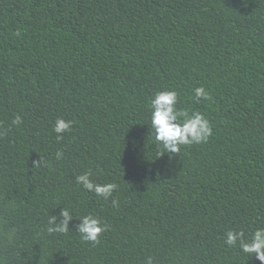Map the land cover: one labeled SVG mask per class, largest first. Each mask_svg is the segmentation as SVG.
<instances>
[{
	"label": "trees",
	"instance_id": "obj_1",
	"mask_svg": "<svg viewBox=\"0 0 264 264\" xmlns=\"http://www.w3.org/2000/svg\"><path fill=\"white\" fill-rule=\"evenodd\" d=\"M163 90L206 142L159 156ZM0 130V264H261L225 239L264 228V0H0ZM85 171L117 185L108 200ZM62 208L69 231L49 233Z\"/></svg>",
	"mask_w": 264,
	"mask_h": 264
},
{
	"label": "clouds",
	"instance_id": "obj_2",
	"mask_svg": "<svg viewBox=\"0 0 264 264\" xmlns=\"http://www.w3.org/2000/svg\"><path fill=\"white\" fill-rule=\"evenodd\" d=\"M197 102L200 98L211 100L212 97L204 87H197L194 89ZM178 102V93L175 90H163L154 93L150 100V125L154 133V139L164 153L174 154L179 152L180 146L199 144L206 142L212 135V128L205 116L198 111L189 112L187 109L180 110L176 107ZM21 118L19 115L12 121L13 125H19ZM71 120L58 118L55 121L53 132L57 134V140L63 139L62 133L68 132L72 126ZM6 130H0V136L5 134ZM62 151H57L55 158L57 160L63 157ZM39 160L36 162L40 163ZM91 172L85 171L76 177L77 184L84 189L94 192L96 196L108 200L116 190L115 183H94L91 179ZM113 206H118V201L113 199ZM62 219L57 221L55 216H50L48 219L49 233L53 232H67L68 222L73 218V214L67 208H62L60 211ZM80 223L76 225V232L79 233L81 239L99 242V236L107 228L99 217L92 214H86L79 219ZM239 241L240 249L244 253L254 254L255 258L264 264V228L255 229L249 239L245 238L243 231H231L226 233L225 243L229 246L236 245ZM146 264H153L152 258H147Z\"/></svg>",
	"mask_w": 264,
	"mask_h": 264
}]
</instances>
